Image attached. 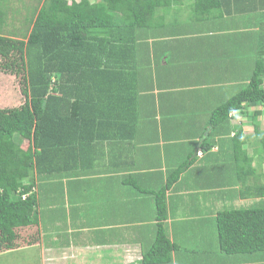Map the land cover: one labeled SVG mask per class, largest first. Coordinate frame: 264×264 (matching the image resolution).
I'll use <instances>...</instances> for the list:
<instances>
[{
    "label": "trees",
    "instance_id": "1",
    "mask_svg": "<svg viewBox=\"0 0 264 264\" xmlns=\"http://www.w3.org/2000/svg\"><path fill=\"white\" fill-rule=\"evenodd\" d=\"M8 1L0 0V67L4 74L22 78L26 97L20 106H0L1 253L32 245L56 247L81 232L93 237L101 232L86 230L98 223L97 206L79 210L99 188L87 177L86 155L100 151L101 143H133L141 136L147 122L140 112V92L147 89L143 64L150 60V46L165 42L162 8L189 6L204 34L239 29L245 15L255 20L261 11L264 16V0H43L32 7L24 28L9 34L10 13L17 10ZM200 20H205L202 25ZM256 21L262 48L253 52L251 80L210 117L220 150L211 151L212 141L200 142L204 166L210 167L206 180L219 187L220 202L243 201L217 212L210 236L218 252L238 264H264V127L258 120L264 113V18ZM233 34H206L201 40L213 44L216 39L219 45ZM225 41L229 55L232 47ZM244 108L254 134L236 126L233 137L230 113ZM197 147L173 164L165 185L155 192L156 239L144 250L143 264H169L181 248L167 225V191L193 165ZM211 255H203L199 264H216Z\"/></svg>",
    "mask_w": 264,
    "mask_h": 264
},
{
    "label": "crops",
    "instance_id": "2",
    "mask_svg": "<svg viewBox=\"0 0 264 264\" xmlns=\"http://www.w3.org/2000/svg\"><path fill=\"white\" fill-rule=\"evenodd\" d=\"M159 15L165 16L160 27L164 33L161 39L165 42L150 46V60L146 59L148 63L143 64L147 89L140 92L145 104L140 112L147 122L139 131L141 136L133 143L122 139L101 143L100 151L86 155L84 166L90 171L87 177L93 178L99 188L92 198L85 197L79 210L86 205H96L101 216H98V223L86 230L100 229L101 232L93 237L84 231L68 243L59 241L56 247L39 246L40 261L49 264H143L144 250L156 239L155 192L165 185L173 164H179L197 144L193 165L167 191V225L171 240L181 247L172 253L169 264H199L202 261L204 252L196 245L200 244L201 233L198 232V240L191 241L194 247L179 241L190 234V230H194L192 234L197 233L200 216L210 220L209 229L215 231L214 217L221 209L219 195L215 193V188L219 187L209 186L206 180L210 167L204 166L206 153L200 142L212 141L211 151L219 152V137L214 136L210 117L215 108L250 82L253 52L262 46L259 47L261 26L256 20L264 16L261 11L255 15V20L253 15H245L244 23H238L239 29L204 34L190 15L189 6L162 8ZM224 19L231 21V16ZM204 21L199 23L202 25ZM231 33L234 34L225 37L232 47L229 55L225 54L224 39L219 40V45L216 39L213 44L201 40L206 34ZM246 112L244 108L230 114L231 136H235L236 126L245 134H248L246 125L254 127ZM262 116L264 113L258 120L264 127ZM187 143H190L188 147ZM92 169L97 170L96 174L91 173ZM211 193L218 199L216 207L215 199H210ZM216 264L227 263L219 257Z\"/></svg>",
    "mask_w": 264,
    "mask_h": 264
},
{
    "label": "rangeland",
    "instance_id": "3",
    "mask_svg": "<svg viewBox=\"0 0 264 264\" xmlns=\"http://www.w3.org/2000/svg\"><path fill=\"white\" fill-rule=\"evenodd\" d=\"M43 0L41 2H38V0H9L8 4L10 5V8H16L15 13H10V18H9V25L6 27V33H9V31L14 28H17L19 30H22L24 28L23 22L24 20H27L29 18V13L36 4L41 6ZM10 9V10H11ZM11 34V33H9ZM1 61V59H0ZM3 69L0 67V106L2 107H17L23 104L25 101V94L23 93V88L21 87V82L19 81L22 80L17 76H11V75H6L4 74ZM261 121L264 124V116L261 117ZM245 131L248 134H254V127L252 125H246L245 126ZM252 151V148L250 149ZM212 191V190H211ZM215 199V207L218 204V199L215 197L214 193H211L210 199ZM243 201L242 200H237L233 201L230 200L229 198L223 199L221 198V209H223L227 204H232V207H236L235 205H242ZM196 214H194L193 218H195ZM192 219V218H191ZM198 224L196 226V231L197 233L192 234L194 230H190V234H186L182 237V241L179 240L180 242L183 243L185 242H191L193 240V243L198 240V232L201 233V239L199 240L200 244H196L197 246H201L202 248L199 250L201 252H204L205 249V254L206 253H211L212 255L210 256L211 259H213L214 262L218 261V258L220 257L221 260L223 259L225 263L227 264H236L232 262L231 256L228 255L226 257L224 254L219 255L220 253H217L219 251L218 246H215L214 242L212 241L213 238H210L212 235V229H209V223L210 220H202L198 219ZM192 234V237H191ZM214 237V236H213ZM212 242V244H208V242ZM184 242V243H185ZM183 243V244H184ZM190 244V243H189ZM191 245V244H190ZM35 246V247H33ZM32 247V248H30ZM29 248H23L18 250L19 248H15L13 251L1 253L0 252V264H49L48 261H40V250L39 246L37 245H32ZM188 247V246H186ZM42 253V251H41ZM43 255V254H42Z\"/></svg>",
    "mask_w": 264,
    "mask_h": 264
},
{
    "label": "clouds",
    "instance_id": "4",
    "mask_svg": "<svg viewBox=\"0 0 264 264\" xmlns=\"http://www.w3.org/2000/svg\"><path fill=\"white\" fill-rule=\"evenodd\" d=\"M231 113H233V112H231ZM231 113H230V114H231Z\"/></svg>",
    "mask_w": 264,
    "mask_h": 264
}]
</instances>
